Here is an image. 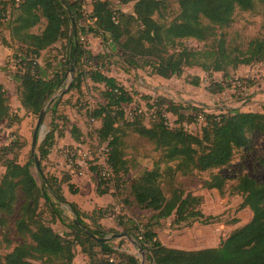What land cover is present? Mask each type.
I'll return each instance as SVG.
<instances>
[{
  "label": "trees",
  "instance_id": "16d2710c",
  "mask_svg": "<svg viewBox=\"0 0 264 264\" xmlns=\"http://www.w3.org/2000/svg\"><path fill=\"white\" fill-rule=\"evenodd\" d=\"M83 1L0 0V32H4L0 43L12 50L13 61L19 65L15 73L18 82L15 93L24 114L38 118L46 103L64 88L70 67L88 62L98 66L97 61L112 57V54L95 57L85 49L82 39L90 33L110 41L128 67L146 66L152 75L163 79L179 77L190 67L225 74L228 68L236 70L238 66L264 61V38L250 41L247 49L240 52L230 49L224 38L216 35L217 31L231 26L236 11L253 12L264 6V0H176L177 14L169 23L162 19L170 0H92L90 27L80 25ZM131 2H134L132 14L116 8ZM185 40L198 43L212 40V44L203 50L188 49L182 43ZM57 45L60 67L52 77L45 79L37 60L43 51L57 48ZM85 76L92 83L103 86L99 91L102 103L88 115L99 122L96 137L108 151L107 164L115 187L119 189L125 184L132 198V203H125L153 213L151 220L154 222L145 225L129 221L131 226L127 227L118 223L122 226L120 234L147 253L148 264H264V183L247 175L239 176L232 190L241 197L240 207L249 209L252 218L217 247L195 251L167 248L152 230L160 221L171 217L175 224L189 220L204 224L210 221L198 209L202 199L186 192L179 179L209 172L203 187L223 193L226 179L212 171L228 166L237 151L248 147L252 136L264 137V113L229 110L212 115L196 106L153 101L149 105L153 117L145 125L141 114L128 120L126 108L132 103V96L116 79L98 70L88 71ZM198 80L194 86H198ZM81 82L82 78L76 77L70 91L79 89ZM216 88L211 92L223 91L220 86ZM59 100L55 98L52 109H46V113L53 112ZM166 114L176 117L175 127L169 125ZM10 120L9 97L0 85V125ZM199 120L203 123L199 134L187 131L185 125ZM18 121L17 118L11 120L15 124ZM56 133L53 124L39 146L40 162L49 155ZM71 134L77 141L81 132L72 127ZM127 134L143 139L159 154L152 169L144 170L133 179L132 171L138 165L126 158ZM13 142L8 151L23 147ZM17 159L15 154L11 158L4 156L0 175V246L6 249L2 257L4 264H73L77 249L89 262L99 253L107 258L117 255L118 264H140L135 257L115 250L110 245L114 240L98 242L89 238L87 233L96 238L119 234L96 222L88 227L75 204L66 202L61 183L55 188L48 182H45L48 186L39 187L31 161L20 164ZM92 170L97 172L95 168ZM108 176L101 175V180ZM99 187L96 189L99 196L108 194ZM67 188L76 194L70 181ZM61 204L70 207L82 228L75 221L68 225L70 234L60 235L51 228L49 221L44 219L45 210L51 218L62 223ZM11 231L16 242L9 240Z\"/></svg>",
  "mask_w": 264,
  "mask_h": 264
},
{
  "label": "rangeland",
  "instance_id": "374dc122",
  "mask_svg": "<svg viewBox=\"0 0 264 264\" xmlns=\"http://www.w3.org/2000/svg\"><path fill=\"white\" fill-rule=\"evenodd\" d=\"M92 0H84L82 4L83 20L81 26L90 27L92 21L89 18ZM134 2L127 5L117 6L126 14H132ZM176 0L169 1L168 10L164 13L162 22L169 23L177 14ZM4 32H0V38H3ZM217 38H224L226 45L236 51L244 52L250 41L264 38V6H259L253 12L236 11L233 16V22L228 29L216 32ZM84 47L93 56H102L112 54V57L105 58L95 63L82 64L74 68L73 80H71L70 69L66 72L64 88L59 90L54 96L59 98V102L54 111H48L44 115L43 129L37 134L34 148L33 133L37 122V116L24 114L17 108L18 100L15 83L5 78L3 87L12 89L7 92L11 106V120L17 118L19 121L15 124L10 121L0 125V175L3 172L4 156L11 158L13 154L18 157V162L24 164L27 161L32 163V173L39 187H44L48 182L52 187L61 186L62 195L67 203H73L81 213L82 221L88 226L93 227V222L99 223L105 229H112L118 234L122 233V226L118 223H124L127 227L131 226L129 221L136 224L145 225L150 222L153 213L137 208L132 203V198L128 195L127 186L121 184L116 189L113 177L110 175L106 180H101L102 168H100L102 159L105 158V145L98 143L96 130L99 127L97 120H92L88 113L97 105L102 103L100 92L103 86L92 83L86 74L88 71L98 70L108 77H113L122 85L132 96V103L126 108V115L129 120L135 114L143 115L144 124L147 125L153 117V112L149 105L153 101H164L172 105L197 107L208 114L220 115L229 110L257 111L264 113V71L260 62L249 66H238L236 70L228 68L224 73L205 72L198 67L185 68L179 77L163 79L151 74V70L146 66L138 68L128 67L121 58V53L113 44L101 37L90 33L83 36ZM188 49L203 50L211 46L212 40L205 43H198L194 40L182 41ZM4 47V46H3ZM6 48V47H5ZM57 48L49 50L56 55ZM13 55L10 62L0 60L3 69V75L12 76L16 70L13 69ZM103 57V56H102ZM60 60V59H59ZM9 71V72H8ZM1 75V73H0ZM80 76L82 82L79 89L70 91L76 77ZM232 77H239L246 82V97H236L233 94V86L230 81ZM198 80V86L193 83ZM1 81V80H0ZM67 86H69L68 89ZM217 86L223 88L220 93H212L217 90ZM14 87V91H13ZM16 92V91H15ZM63 92V95L60 94ZM52 100V101H53ZM52 101L46 103V109H52ZM169 125L176 126V117L166 114ZM13 123V124H11ZM56 125L55 144L50 149L49 155L42 162L39 160V146L51 129V125ZM202 121H197L190 125H185L187 131L192 134H199L202 127ZM76 127L81 135L77 141L72 138L71 129ZM17 141L16 145H23L21 149L14 148L11 151V143ZM126 158L133 159L138 167L132 171L131 178L138 177L144 170H150L154 161H157L159 154L153 150L143 139L134 135L127 134ZM80 144L89 153V159L86 161L82 176H74L69 173L67 162L64 157V151L74 145ZM37 159L40 168L35 165ZM102 161V162H101ZM95 168L97 172H94ZM213 174H220L226 179V186L223 193L217 190H208L203 187L204 182L209 177V172L198 173L195 176L180 178L183 189L193 196L202 199L199 210L204 218H209L207 224L198 221L189 220L185 223L175 224L173 218L160 221L153 227L158 240L167 248H174L186 251H195L206 248L217 247L233 231L247 224L252 213L247 208H241V197L233 192L232 187L236 184L239 176L247 175L259 183H264V137L254 135L250 139L248 147L237 151L230 164L222 169L212 171ZM99 174V176L97 175ZM100 177V178H99ZM71 183L77 191L72 194L67 184ZM100 181L104 182L100 184ZM99 189L107 190L108 194L99 196L96 192ZM48 186V184H45ZM62 211L63 222L51 218L48 211L45 210L44 219L49 221L51 228L60 235L70 234L68 228L76 217L73 215L67 204L59 205ZM87 217V218H86ZM52 219V222H50ZM109 234L106 238H110ZM9 240L16 242L13 231L9 233ZM114 240L110 245L119 253L135 257L139 263L144 255V264H148L147 253L140 252L139 245L134 246L128 239H110ZM1 241V232H0ZM97 250V249H96ZM6 254V249L0 246V264H4L2 257ZM78 252H76V255ZM112 259V262H109ZM118 264L117 255H111L108 258L97 254L94 260L89 262L85 255H78L73 264ZM39 264V263H36Z\"/></svg>",
  "mask_w": 264,
  "mask_h": 264
},
{
  "label": "built area",
  "instance_id": "2783aa9c",
  "mask_svg": "<svg viewBox=\"0 0 264 264\" xmlns=\"http://www.w3.org/2000/svg\"><path fill=\"white\" fill-rule=\"evenodd\" d=\"M15 70L19 68V65L17 66V64H15V62L13 63ZM260 65L263 68L264 71V61L260 63ZM232 86H233V94L236 97H246L247 93H246V82L245 80H242L239 77H232L230 79ZM105 158L102 159L103 162L101 163V167L102 168V172L101 175L102 176H108L110 174V167L107 164V155H108V151L105 148ZM64 157L66 159L67 162V168L69 170V173L71 175H78V176H82L83 175V169L86 165V161L89 159V153L87 152V150H85L80 144L74 145L73 147H71L70 149H66L64 151Z\"/></svg>",
  "mask_w": 264,
  "mask_h": 264
},
{
  "label": "crops",
  "instance_id": "0c3cea01",
  "mask_svg": "<svg viewBox=\"0 0 264 264\" xmlns=\"http://www.w3.org/2000/svg\"><path fill=\"white\" fill-rule=\"evenodd\" d=\"M111 1H113V0H111ZM6 37H7V33H6ZM11 55H12V50L3 47V45H1V43H0V60H2V61L4 60L5 62L9 60V62H10L11 61L10 60ZM59 59H60V57H58L57 54L55 55L54 52H49L48 53V51H43L41 53V55L38 58L37 62H38V64L41 67V76L43 78L48 79V78L52 77V75L55 73V71H57L59 69V67H60ZM1 64L2 63H0V66H1ZM13 69L15 70L14 65H13ZM2 72H3V69L0 68V73H1V75H0V80H1L0 81V85L5 86L4 85L5 78H8V79L10 78L12 80V82L15 83V86H17L18 82H17V79L15 78L16 71L14 72V75H12V76L3 75ZM4 89L7 90V87H4ZM11 90L12 89H9L6 92H9L10 93ZM14 90L15 89L13 87V91ZM14 94H15V91H14ZM16 107L20 109L19 102H18V105H16ZM21 111H22V109H21ZM76 251L78 252V254L76 255V257H77L80 253H79V249H77ZM76 257H75V259H74L73 262H75Z\"/></svg>",
  "mask_w": 264,
  "mask_h": 264
},
{
  "label": "water",
  "instance_id": "95a60500",
  "mask_svg": "<svg viewBox=\"0 0 264 264\" xmlns=\"http://www.w3.org/2000/svg\"><path fill=\"white\" fill-rule=\"evenodd\" d=\"M70 73H71V80H73V74H74V68L73 66L71 67L70 69ZM69 86H67L66 89H68ZM63 95V92L60 94V96ZM53 100V97L51 98L50 102ZM46 113V107H44L41 112L39 113V116H38V119H37V122H36V126H35V129H34V133H33V143H32V148H34V145H35V141H36V137H37V134H39L41 132V130L43 129V119H44V115ZM35 165L38 166V161L37 159H35ZM75 223L82 228V225L79 224L76 220H75ZM87 236L89 238H92V239H95L96 241L98 242H101V241H107L111 238L113 239H123V238H127L124 234H119V235H113L111 236L110 238H96L94 237L92 234L90 233H87ZM132 244L135 246L136 244L134 242H132ZM140 252H142V250L139 249ZM144 261H145V258H144V255L142 256V261L140 262V264H144Z\"/></svg>",
  "mask_w": 264,
  "mask_h": 264
}]
</instances>
